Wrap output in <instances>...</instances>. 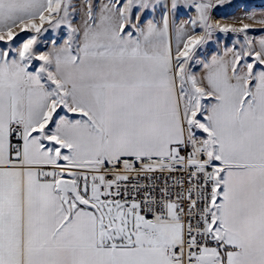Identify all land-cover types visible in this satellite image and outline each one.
Instances as JSON below:
<instances>
[{
	"label": "snow or ice",
	"instance_id": "1",
	"mask_svg": "<svg viewBox=\"0 0 264 264\" xmlns=\"http://www.w3.org/2000/svg\"><path fill=\"white\" fill-rule=\"evenodd\" d=\"M0 264H264V0H0Z\"/></svg>",
	"mask_w": 264,
	"mask_h": 264
}]
</instances>
